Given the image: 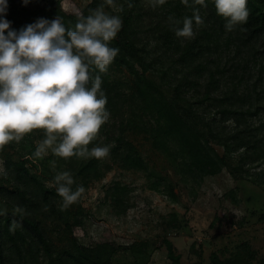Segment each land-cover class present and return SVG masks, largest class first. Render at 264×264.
Here are the masks:
<instances>
[{
  "label": "trees",
  "instance_id": "obj_1",
  "mask_svg": "<svg viewBox=\"0 0 264 264\" xmlns=\"http://www.w3.org/2000/svg\"><path fill=\"white\" fill-rule=\"evenodd\" d=\"M113 1L118 3L123 24L111 46L120 51L106 72L95 66L90 69L91 77H102L108 98L106 125L112 131L105 132V144L111 145L110 153L127 167L143 166L139 149L128 140V132L137 128L156 149L175 161L181 159L178 165H184V172L217 174L228 167L264 188V9L256 15V30L244 35L242 24L231 31L225 29V19L217 15L212 0H206V7L192 0L188 4L165 0L156 5L152 0ZM194 8L200 9L203 23H194L191 38L177 37L169 17L182 20L191 16ZM247 8L248 18L258 10L248 0ZM57 16L66 28H74L78 19L62 9L61 0H49L48 5L39 7L8 0L6 18L16 30L40 17ZM113 66L126 77L113 78ZM156 75L160 85L171 89L174 100L157 84ZM182 104L189 106L186 111ZM147 116L152 118L149 123ZM97 137L87 147L98 144ZM36 138H44L43 129L25 134L19 143L7 144L21 155L6 165L4 175L12 188L0 185V198L16 211H0V264H92L81 248L56 250L42 221L61 220L70 231L73 225H80L74 203L60 207L62 198L53 178L61 171L55 166H66L75 189L103 175L101 159L63 158L51 151L55 164L48 168L55 169L49 175V170L38 171L28 164L50 159L34 155ZM213 143L223 151H217ZM165 244L171 264H183L174 243L166 238ZM211 262L225 264L216 252Z\"/></svg>",
  "mask_w": 264,
  "mask_h": 264
},
{
  "label": "rangeland",
  "instance_id": "obj_2",
  "mask_svg": "<svg viewBox=\"0 0 264 264\" xmlns=\"http://www.w3.org/2000/svg\"><path fill=\"white\" fill-rule=\"evenodd\" d=\"M18 1L31 7L49 4V0ZM94 1L61 0V7L77 17L101 4L106 12L119 14L117 2L99 0L90 8ZM248 1L258 10L241 25L244 35L256 30V15L264 9V0ZM111 71L113 78L126 77L115 66ZM155 80L174 100L171 89L159 84L158 75ZM180 106L184 111L189 107ZM151 119L147 116L145 121L149 123ZM102 131L98 144H105V132L112 129L105 123L99 133ZM41 140L36 138L35 143ZM128 140L139 149L143 166L127 167L109 153L101 159L103 175L88 181L84 193L73 204L80 225H73L70 231L61 220L42 221L56 250L81 248L92 264H171L165 244L169 238L183 264H212L211 255L215 252L225 264H264L263 187L234 174L228 167L217 174L184 172V165H178L181 159L175 161L156 149L137 128L128 132ZM213 146L223 151L219 144ZM20 155L8 145L0 147V185L12 188L4 173L6 165L20 159ZM43 157H51V148ZM28 164L38 171L49 170L52 158L45 163ZM232 164H236L235 160ZM55 167L67 170L64 165ZM0 211L16 212L1 198Z\"/></svg>",
  "mask_w": 264,
  "mask_h": 264
},
{
  "label": "clouds",
  "instance_id": "obj_3",
  "mask_svg": "<svg viewBox=\"0 0 264 264\" xmlns=\"http://www.w3.org/2000/svg\"><path fill=\"white\" fill-rule=\"evenodd\" d=\"M106 2L111 4L112 0ZM164 2L152 0L154 5ZM181 2L188 4L189 0ZM212 2L217 15L225 19L227 31L247 21V0ZM192 3L207 6L206 0ZM7 10L8 0H0V147L13 141L19 143L25 134L43 129L36 157L49 148L63 158L108 156L109 144L87 147L110 118L102 77H91L90 69L95 66L99 72H106L119 53L111 41L122 28V18L106 12L101 4L90 9L88 15H79L74 28H66L57 16L40 17L16 30L6 18ZM169 22L177 37L191 38L194 23L200 25L203 19L200 9L194 8L191 16L182 20L170 16ZM53 180L62 198V209L85 191L83 185L73 189L74 178L69 171L58 172ZM17 211L22 213L23 209Z\"/></svg>",
  "mask_w": 264,
  "mask_h": 264
}]
</instances>
